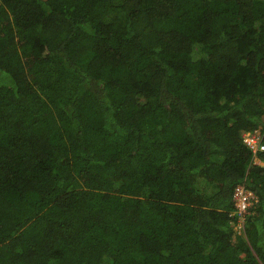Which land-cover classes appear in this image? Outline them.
Instances as JSON below:
<instances>
[{
  "label": "trees",
  "instance_id": "1",
  "mask_svg": "<svg viewBox=\"0 0 264 264\" xmlns=\"http://www.w3.org/2000/svg\"><path fill=\"white\" fill-rule=\"evenodd\" d=\"M255 156L264 0H0V264H264Z\"/></svg>",
  "mask_w": 264,
  "mask_h": 264
},
{
  "label": "built area",
  "instance_id": "2",
  "mask_svg": "<svg viewBox=\"0 0 264 264\" xmlns=\"http://www.w3.org/2000/svg\"><path fill=\"white\" fill-rule=\"evenodd\" d=\"M245 140L249 145L256 146L257 140L252 135H247ZM234 200L236 209L232 212V215L236 219L232 223H235L236 230L242 232L246 226V219L253 212L256 203H258V199L252 190L241 185L234 193Z\"/></svg>",
  "mask_w": 264,
  "mask_h": 264
},
{
  "label": "clouds",
  "instance_id": "3",
  "mask_svg": "<svg viewBox=\"0 0 264 264\" xmlns=\"http://www.w3.org/2000/svg\"><path fill=\"white\" fill-rule=\"evenodd\" d=\"M254 162H255V164H260V165H264V162L258 157V156H255V158H254ZM256 195V194H255ZM257 197V196H256ZM257 199H258V197H257ZM258 201H259V199H258ZM245 229H246V226H245ZM245 229L242 231V232H239L238 230H237V232L239 233V234H241V235H245Z\"/></svg>",
  "mask_w": 264,
  "mask_h": 264
}]
</instances>
